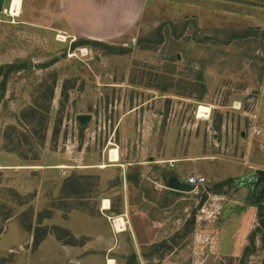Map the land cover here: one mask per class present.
<instances>
[{"label":"rangeland","instance_id":"1","mask_svg":"<svg viewBox=\"0 0 264 264\" xmlns=\"http://www.w3.org/2000/svg\"><path fill=\"white\" fill-rule=\"evenodd\" d=\"M12 2L0 264H264V0Z\"/></svg>","mask_w":264,"mask_h":264},{"label":"water","instance_id":"2","mask_svg":"<svg viewBox=\"0 0 264 264\" xmlns=\"http://www.w3.org/2000/svg\"><path fill=\"white\" fill-rule=\"evenodd\" d=\"M5 0H0V12L4 8ZM78 121L82 125H86L91 119V114H79L77 116ZM257 181L256 186L263 185L264 186V170H257ZM166 177L167 187L171 190L179 191V192H193L195 191V186L193 184L188 183L187 181L182 180L180 176L175 173H169Z\"/></svg>","mask_w":264,"mask_h":264},{"label":"bare ground","instance_id":"3","mask_svg":"<svg viewBox=\"0 0 264 264\" xmlns=\"http://www.w3.org/2000/svg\"><path fill=\"white\" fill-rule=\"evenodd\" d=\"M20 6H21V0H13L12 6H11V10H10L11 14L12 15H17ZM210 113H211L210 106L200 105L199 110H198V117H200V118H202V117L207 118L208 117L209 118ZM103 206L106 207V208L109 207V200L108 199L104 201V205ZM123 221H124L123 217H116L114 219L115 228L117 230H122V227H123L122 223H124Z\"/></svg>","mask_w":264,"mask_h":264},{"label":"built area","instance_id":"4","mask_svg":"<svg viewBox=\"0 0 264 264\" xmlns=\"http://www.w3.org/2000/svg\"><path fill=\"white\" fill-rule=\"evenodd\" d=\"M170 165L172 167H175V163L174 162H170ZM206 177L203 175H199V174H192L191 177H189L187 179V182L190 184H193L195 186V191L199 190L200 187H202L205 183H206ZM201 216H198V219H200L204 214L210 215L211 213L214 214V211H209L206 207L201 209Z\"/></svg>","mask_w":264,"mask_h":264},{"label":"crops","instance_id":"5","mask_svg":"<svg viewBox=\"0 0 264 264\" xmlns=\"http://www.w3.org/2000/svg\"><path fill=\"white\" fill-rule=\"evenodd\" d=\"M104 201H105V200H104ZM103 205H104V202H103ZM110 207H111V206H110V201H109V207L106 208V207L103 206V210H105V209H106V210H107V209L109 210ZM118 217H121V216H118ZM123 222H124V221H123ZM123 224H124V223H122V226H124ZM114 226H115V224H114ZM124 229H125V228L122 227V230H117V229H116V230H117V231H123ZM111 261H113V260L110 259V260H109V264H113L114 261H113L112 263H111Z\"/></svg>","mask_w":264,"mask_h":264},{"label":"trees","instance_id":"6","mask_svg":"<svg viewBox=\"0 0 264 264\" xmlns=\"http://www.w3.org/2000/svg\"><path fill=\"white\" fill-rule=\"evenodd\" d=\"M36 241V240H35ZM39 243V240L38 241H36V244H38Z\"/></svg>","mask_w":264,"mask_h":264}]
</instances>
